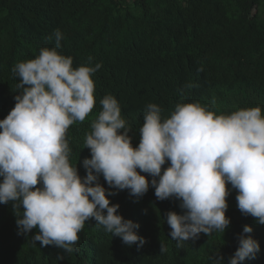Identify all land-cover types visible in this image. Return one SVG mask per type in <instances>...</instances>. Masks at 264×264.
<instances>
[{
	"label": "clouds",
	"instance_id": "9594fccd",
	"mask_svg": "<svg viewBox=\"0 0 264 264\" xmlns=\"http://www.w3.org/2000/svg\"><path fill=\"white\" fill-rule=\"evenodd\" d=\"M53 35L55 47H42L35 58L14 65L20 91L14 108L0 120V204H12L18 234L27 236L35 229L34 244L72 254L78 233L94 220L125 245L143 246L139 224L118 214L119 204L108 197L128 190L138 199L150 187L160 201H180L183 214H166L169 236L178 248L201 233H225L231 190L237 192L239 211L264 225V114L259 106L217 114L215 99L210 105L180 102L165 117L161 106L149 103L133 147L118 100L106 94L84 137L90 158L83 160L86 175L81 177L70 160L67 133L93 112L92 77L102 65L93 66L89 57L73 67V58L58 51L64 33L56 29ZM101 176L108 188L99 182ZM252 231L243 227L228 264L256 259L260 244L248 235ZM165 251L161 245L160 252ZM209 259L224 264L219 250ZM62 260L64 255H57L55 261Z\"/></svg>",
	"mask_w": 264,
	"mask_h": 264
},
{
	"label": "trees",
	"instance_id": "16d2710c",
	"mask_svg": "<svg viewBox=\"0 0 264 264\" xmlns=\"http://www.w3.org/2000/svg\"><path fill=\"white\" fill-rule=\"evenodd\" d=\"M262 2L0 0V120L14 108V97L20 91L14 65L35 58L42 47H55L56 29L65 36L58 51L73 58V67L89 57L93 66L102 65L92 77L93 112L83 123L70 126L67 133L70 160L77 164L81 177L86 175L83 160L90 158L84 137L106 94L118 100L131 127L133 147L138 146L149 103L161 106L165 117L177 103L210 105L213 99L217 114L257 106L264 114V26H259L254 13ZM99 182L108 188L102 176ZM228 188L231 190L230 184ZM154 193L150 187L138 199L128 190L108 197L112 204H119L118 214L139 224L137 235L146 240L143 246L129 247L91 220L78 233L72 254L54 246L41 247L38 241L34 244L35 229L27 236L18 234L12 204H0V264H53L57 255H64V260L55 264H211L209 258L218 250L228 264L245 225L253 228L248 235L259 242L260 252L243 264H264V225L239 211L235 190L227 198L230 225L225 233H201L183 248L169 236L166 223L169 211L183 214L180 201H160ZM161 245L166 248L163 253Z\"/></svg>",
	"mask_w": 264,
	"mask_h": 264
},
{
	"label": "rangeland",
	"instance_id": "374dc122",
	"mask_svg": "<svg viewBox=\"0 0 264 264\" xmlns=\"http://www.w3.org/2000/svg\"><path fill=\"white\" fill-rule=\"evenodd\" d=\"M255 12H256L257 17H258L257 22H258L259 26H264V0L262 3H260V5L256 9V11H254V13Z\"/></svg>",
	"mask_w": 264,
	"mask_h": 264
}]
</instances>
